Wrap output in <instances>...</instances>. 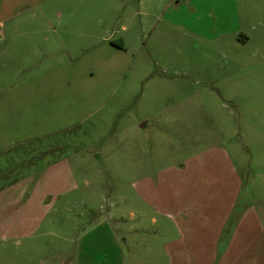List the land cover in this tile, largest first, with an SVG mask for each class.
<instances>
[{
	"label": "rangeland",
	"instance_id": "obj_1",
	"mask_svg": "<svg viewBox=\"0 0 264 264\" xmlns=\"http://www.w3.org/2000/svg\"><path fill=\"white\" fill-rule=\"evenodd\" d=\"M141 1L65 0L47 43L0 50V169L37 184L43 218L4 264H173L189 162L212 150L242 182L235 212L264 198V0H235L254 42L227 55L173 19L177 0Z\"/></svg>",
	"mask_w": 264,
	"mask_h": 264
},
{
	"label": "crops",
	"instance_id": "obj_2",
	"mask_svg": "<svg viewBox=\"0 0 264 264\" xmlns=\"http://www.w3.org/2000/svg\"><path fill=\"white\" fill-rule=\"evenodd\" d=\"M157 1L144 0L143 3L156 5ZM140 3L143 4L142 1ZM229 5L238 25L228 30L219 29V22L227 15L226 0H177L173 5L176 7L173 19L179 25L183 23L181 20H185L191 35L215 41L220 45L221 52L227 55L229 46L244 47L254 42L242 29V17L238 15L236 1L230 0ZM64 6L65 0H0V50L26 45L41 46L49 41L47 33L51 29L61 30L65 24V21L62 22ZM208 22L215 29L213 36L200 34L206 30ZM228 158L225 151L212 150L205 159L189 162L187 205L191 211H187L186 218L178 221L183 230L180 229L179 240L171 246V253L175 255L173 264H264V198L249 202L235 212L242 182ZM196 162L200 165L196 166ZM221 162L224 165L217 169ZM17 164L7 171L0 169V245L4 247L0 248V264H4L2 256L5 253L18 254L22 248L25 252L34 251L31 241L43 221L42 217L36 221L32 213L37 184H26L17 177L14 179L5 175L17 174ZM203 172L210 177L206 175L201 187ZM211 173L216 174L213 177ZM4 178H7L6 182ZM214 183L218 191L212 196L206 189ZM228 186L231 189L227 194L223 189ZM199 189H203L204 193L197 201ZM180 214L183 213H178L177 217ZM233 216L237 220L229 237L227 232ZM13 259L6 264H21Z\"/></svg>",
	"mask_w": 264,
	"mask_h": 264
},
{
	"label": "built area",
	"instance_id": "obj_3",
	"mask_svg": "<svg viewBox=\"0 0 264 264\" xmlns=\"http://www.w3.org/2000/svg\"><path fill=\"white\" fill-rule=\"evenodd\" d=\"M2 38L0 37V44H1Z\"/></svg>",
	"mask_w": 264,
	"mask_h": 264
}]
</instances>
